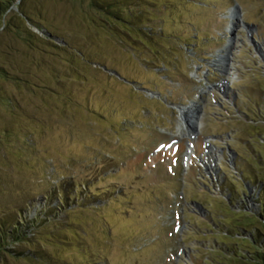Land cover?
Instances as JSON below:
<instances>
[{"label": "rangeland", "instance_id": "rangeland-1", "mask_svg": "<svg viewBox=\"0 0 264 264\" xmlns=\"http://www.w3.org/2000/svg\"><path fill=\"white\" fill-rule=\"evenodd\" d=\"M22 1L39 38L0 36V264L264 256V0H103L113 29L91 0Z\"/></svg>", "mask_w": 264, "mask_h": 264}, {"label": "trees", "instance_id": "trees-1", "mask_svg": "<svg viewBox=\"0 0 264 264\" xmlns=\"http://www.w3.org/2000/svg\"><path fill=\"white\" fill-rule=\"evenodd\" d=\"M15 1L16 0H0V36L9 35L10 38L12 37L15 42H21L27 47H31L33 40L38 39L39 37L32 30V28H30L26 24L27 22L31 23V19H29L28 14H26V12L23 9L24 1L20 0V2L17 4L16 6L18 9L17 14L12 12L11 7L14 5ZM95 1L96 0L90 1L89 4L90 9L96 12L100 16V19L108 27H111V29H113V27H116V25H119L121 27H125L126 25V28H128V24L130 23L129 18L121 17V15H119L117 10L115 9L116 7L115 4L105 5L103 0H99V1L97 0V2ZM10 14L11 16H13V18L9 16ZM10 17L11 20H9ZM6 18L8 20H6ZM134 32H136V30H134ZM148 33L150 34V32ZM6 64L7 61L0 63V79L5 81L14 80V77L9 76V73L5 68ZM4 103L5 101L0 99V104L2 105ZM255 184L258 190L257 196L255 198L257 199L259 198L257 200V203L259 204L258 216L260 217L259 220L260 226L258 228H260V231H262L264 230V179H262L261 181ZM28 221L31 226H33L34 223H36V219L33 218H30V220ZM4 231H5L4 235L9 238L12 237L13 242L17 241V239L19 238V231L17 227L6 228ZM254 238H255V233L253 235V239ZM255 241L256 243L260 242L264 250V234H261L260 239ZM235 257H239V259L243 260L244 264H264V256L260 252L257 253L256 258L253 257L252 259L251 257L247 258L244 255H239V254H235Z\"/></svg>", "mask_w": 264, "mask_h": 264}, {"label": "bare ground", "instance_id": "bare-ground-1", "mask_svg": "<svg viewBox=\"0 0 264 264\" xmlns=\"http://www.w3.org/2000/svg\"><path fill=\"white\" fill-rule=\"evenodd\" d=\"M227 54V52H226ZM222 55V54H221ZM225 57V56H224ZM221 58V57H220ZM222 59V58H221ZM219 61V60H218ZM194 109H197V106L192 105V106H183L181 108H178V112L182 118V120L184 121L186 128L190 131L193 129H197L198 128V124H196L197 122H194L195 125L192 122V113L194 112ZM183 127H180V129L178 131H182ZM187 158V157H186Z\"/></svg>", "mask_w": 264, "mask_h": 264}, {"label": "water", "instance_id": "water-1", "mask_svg": "<svg viewBox=\"0 0 264 264\" xmlns=\"http://www.w3.org/2000/svg\"><path fill=\"white\" fill-rule=\"evenodd\" d=\"M19 2H20V0L17 1V3H19ZM47 36H48V34H47Z\"/></svg>", "mask_w": 264, "mask_h": 264}]
</instances>
